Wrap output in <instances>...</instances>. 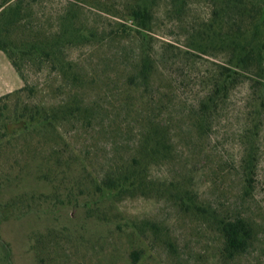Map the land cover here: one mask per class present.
Instances as JSON below:
<instances>
[{"label":"trees","instance_id":"trees-1","mask_svg":"<svg viewBox=\"0 0 264 264\" xmlns=\"http://www.w3.org/2000/svg\"><path fill=\"white\" fill-rule=\"evenodd\" d=\"M194 2L166 0V18L184 32L187 49L183 51L167 41L154 45L160 11L155 0H67L50 25L38 8L44 0H0V50L24 81L28 65L36 66L37 72L48 69L61 79L58 90L67 94L58 104L48 105L35 100L37 87L26 83L0 96V174L6 173L9 181L17 167L16 176L22 178L39 159L37 177L53 183V173L79 161L90 180L91 200L84 204L88 212L95 214L93 203H113L125 196L166 195L180 211L201 218L215 232L218 264H236L253 252L264 264V221L249 204L264 129V0H198L209 10L202 18L188 20ZM91 11L108 18L98 22L86 16ZM131 36L137 43L134 55L126 46H118L114 54L100 56L90 68L81 58L68 55L73 48H89L92 53L127 37L128 43ZM180 55L206 56L210 63L202 72L203 95L189 108L176 102L173 85L178 80L168 71V65L179 67L184 62L178 60ZM100 64L102 72L97 68ZM246 82V118L238 134L241 155L235 167L241 191L228 193L225 186L219 188L222 192L215 202H202L192 171L182 182L156 181L151 175L155 166L182 158L189 163L206 159L216 165L206 156V140L233 90ZM97 86L106 98L93 97ZM92 131L108 139L98 173L88 170L90 147L79 150L70 136ZM218 169L222 167L213 169L216 178L221 177ZM26 198L35 201L37 195ZM147 225L160 229L155 222ZM131 255L136 263L141 251Z\"/></svg>","mask_w":264,"mask_h":264},{"label":"rangeland","instance_id":"rangeland-1","mask_svg":"<svg viewBox=\"0 0 264 264\" xmlns=\"http://www.w3.org/2000/svg\"><path fill=\"white\" fill-rule=\"evenodd\" d=\"M114 1L123 3L126 0ZM155 1L160 11L156 16L154 45L158 47L162 41H167L184 51L187 49L184 32L166 18V0ZM66 3L67 0H44L38 6L43 21L47 25L54 23L56 12ZM34 9L35 19L37 2ZM208 10L205 3L195 0L188 20L202 18ZM85 14L98 22H105L108 18L105 15L99 17L96 11ZM127 39L121 43H110L92 53L89 48H73L68 50V55L81 58L90 68L100 56L114 54L118 46L127 47L128 53L134 55L137 43L132 36L128 43ZM203 58L180 55L178 60L184 62L179 63V67L168 65V71H173L178 80L173 86L176 89L175 100L180 107L193 106L203 95L202 72L210 65L208 57ZM97 68L102 72L101 64ZM26 78L24 81L19 76L7 55L0 50V96L26 83L37 87L34 99L48 105L58 104L67 95L58 90L60 77L48 69L37 72L36 66L28 65ZM100 88L97 86L92 91L93 97L106 98L105 91ZM248 93L247 82L233 90L220 120L210 133V140H206V156L214 159L216 165L206 159L189 163L182 158V161L155 166L151 171L152 177L156 181L176 179L182 182L192 171V182L202 202H215L222 192L219 188L225 186H228V193L238 194L241 191V181L235 168L241 155L238 134L246 118ZM70 136L79 150L90 147V153H86L88 170L98 173L105 160L107 137L93 131L90 135L72 133ZM124 146L122 151L127 149ZM10 163L12 161L6 167ZM36 164L38 170L39 159L32 163L33 170L22 178L16 176L17 167L9 181H6V173L0 174V181L5 182L0 187V264H218L219 240L215 232L201 218L180 211L169 196L139 193L118 198L113 203H93L95 214H92L84 205L91 200L88 193L90 180L79 161L71 167L62 166L59 172L53 173V183L37 177ZM218 166L222 167L217 170L221 177L218 175L216 178L213 169ZM32 194L37 195V200L26 198ZM29 203L31 208L27 207ZM249 204L255 215L264 221V129L253 197ZM147 221L155 222L160 229L152 230ZM166 242H171L172 246ZM134 250L141 251L136 263L131 255ZM258 257V253L253 252L236 264H259Z\"/></svg>","mask_w":264,"mask_h":264}]
</instances>
